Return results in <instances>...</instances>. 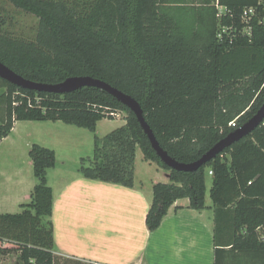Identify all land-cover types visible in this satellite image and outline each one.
Masks as SVG:
<instances>
[{"label": "trees", "instance_id": "obj_1", "mask_svg": "<svg viewBox=\"0 0 264 264\" xmlns=\"http://www.w3.org/2000/svg\"><path fill=\"white\" fill-rule=\"evenodd\" d=\"M7 1L39 20L33 38L0 31V61L31 80L92 76L131 95L160 145L180 162L198 160L264 102L263 6L250 21L251 34L242 32L243 10L259 0ZM219 6L226 13L218 15ZM0 90V141L16 121H63L95 131L108 112L125 111V124L95 136L93 157L81 159L80 173L133 187L138 147L146 161L169 170L170 182L153 185L146 225L154 231L179 199L206 208L211 170L215 264H264V121L197 171L184 172L164 164L134 113L100 88L58 94L0 78ZM29 155L37 178L25 205L31 210L0 213V254L16 252L19 264H53L47 171L56 153L34 143Z\"/></svg>", "mask_w": 264, "mask_h": 264}, {"label": "crops", "instance_id": "obj_2", "mask_svg": "<svg viewBox=\"0 0 264 264\" xmlns=\"http://www.w3.org/2000/svg\"><path fill=\"white\" fill-rule=\"evenodd\" d=\"M18 123L4 139L16 131ZM33 142L50 146L48 140L32 136L26 147ZM146 162L150 163L145 166L146 177L139 183L135 179L133 187L89 179L79 169L61 170L57 163L48 169L47 180L53 189V264H215L216 221L210 191L205 209H193L188 198L179 199L151 231L146 215L153 201V185L170 182V171ZM210 171L206 178L209 175L212 180ZM36 184L30 155L0 171V213L31 210L25 205L31 203Z\"/></svg>", "mask_w": 264, "mask_h": 264}, {"label": "rangeland", "instance_id": "obj_3", "mask_svg": "<svg viewBox=\"0 0 264 264\" xmlns=\"http://www.w3.org/2000/svg\"><path fill=\"white\" fill-rule=\"evenodd\" d=\"M38 18L27 13L7 0H0V31H8L16 36L33 38L35 37ZM1 91V90H0ZM106 114L108 117L100 120L96 130L79 127L63 121H18L16 131L8 138L0 141V171L10 169L23 159L29 158V150L25 143L30 137H42L48 140L47 145L56 148V163L61 170H70L76 172L79 169L82 158H91L94 154L95 136L104 137L112 130L122 126L126 122L127 113L123 110H115ZM111 116L112 118H109ZM55 135L58 139L53 137ZM38 143L39 142H33ZM42 145V144H41ZM46 146V145H43ZM50 146H46L52 148ZM54 149V148H52ZM136 181L146 177L145 166H150L143 159L142 150L138 147L136 151ZM152 168H158L157 164L151 165ZM207 191L209 195L212 180L207 175ZM169 182V180L167 181ZM0 260L3 264H15L18 261V254L12 252L9 255H1ZM6 262V263H5ZM19 263V262H18Z\"/></svg>", "mask_w": 264, "mask_h": 264}, {"label": "water", "instance_id": "obj_4", "mask_svg": "<svg viewBox=\"0 0 264 264\" xmlns=\"http://www.w3.org/2000/svg\"><path fill=\"white\" fill-rule=\"evenodd\" d=\"M0 78L29 90H36L40 92H51L58 94L71 93L83 87H97L114 96L119 102L128 107L136 116L142 129L147 134L153 149L156 151L160 160L169 168L193 172L197 171L200 167L213 159L216 155L221 153L225 148L231 146L233 143L239 141L243 137L249 135L264 121V102L259 110L243 125L239 126L220 141H218L210 150L203 154L198 160L191 163L180 162L172 157L159 143L154 131L146 121L144 111L141 104L131 95L119 90L118 88L110 85L109 83L94 78L92 76H69L66 79L57 83L40 82L25 78L17 73L9 66L0 61Z\"/></svg>", "mask_w": 264, "mask_h": 264}, {"label": "built area", "instance_id": "obj_5", "mask_svg": "<svg viewBox=\"0 0 264 264\" xmlns=\"http://www.w3.org/2000/svg\"><path fill=\"white\" fill-rule=\"evenodd\" d=\"M260 6L264 7V0H259V5L258 6L246 7L243 10L242 18H243V21L245 22V26L242 29L243 33H247L249 35L251 34L252 23L250 21L252 20V18L254 16L258 17V9H259ZM219 10H220V13L218 15H221V13H226V9L224 7L219 6ZM222 30L225 31L226 27L224 26ZM111 113L115 114L113 112H111ZM230 125L235 126L236 125L235 121L230 122ZM210 172L212 173V171H210ZM262 240H264V235L262 236Z\"/></svg>", "mask_w": 264, "mask_h": 264}]
</instances>
